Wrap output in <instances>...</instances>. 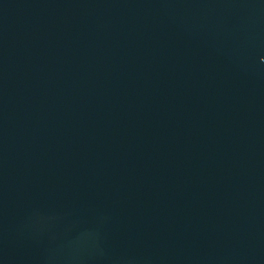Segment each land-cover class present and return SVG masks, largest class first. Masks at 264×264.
Returning a JSON list of instances; mask_svg holds the SVG:
<instances>
[{
  "label": "water",
  "instance_id": "obj_1",
  "mask_svg": "<svg viewBox=\"0 0 264 264\" xmlns=\"http://www.w3.org/2000/svg\"><path fill=\"white\" fill-rule=\"evenodd\" d=\"M0 264H264V0H0Z\"/></svg>",
  "mask_w": 264,
  "mask_h": 264
}]
</instances>
